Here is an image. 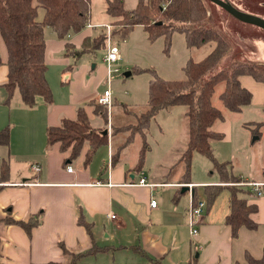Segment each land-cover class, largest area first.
<instances>
[{"label":"crops","instance_id":"1","mask_svg":"<svg viewBox=\"0 0 264 264\" xmlns=\"http://www.w3.org/2000/svg\"><path fill=\"white\" fill-rule=\"evenodd\" d=\"M38 18L41 19L39 13ZM89 23L93 27L72 32L69 39L59 38L51 28H45V77L53 100L51 103L38 100L33 106L22 102L18 90L13 92L11 102H6L7 49L0 34V131L7 128L9 132L8 144L0 145V263L69 264L71 255L77 256L73 264H249L248 256L261 259L264 255V192L257 195L250 188L239 189L237 196L256 207L249 215L256 228L241 226L233 238L225 223L231 212L230 194L226 199H218L224 187L212 200L207 197L208 191L229 183L221 178L217 182H185L183 168L178 178H160L150 166L153 142L161 141L164 136V127L159 125L177 113L185 119L183 106L161 110L143 132L134 134L117 160L112 161V153L126 141L130 134L127 128L138 123L137 115L145 110L147 101L139 111L126 104L135 110L130 114L120 106L119 110L115 101L114 110H110L106 120L95 114L94 104H98L101 94L98 85L103 73L101 76L86 74L87 67L82 64L77 69L74 66L72 74L68 75L72 60L77 61L82 55L74 59L66 54L65 47L69 43L78 49L84 37L98 35L99 30L92 29L102 26L101 23L109 24L99 20ZM51 68L66 79L61 82L62 91L52 86L48 76ZM248 76L239 77L241 86L247 90L250 85L257 87V82L263 83ZM219 88L221 102L219 95L224 82H220ZM261 91L264 94L262 87ZM80 107H84L91 125L99 131L111 126L115 115L124 117L121 124L114 122L119 124L118 131L114 133L112 129L107 133L108 143L95 150L87 167L82 165L87 146L78 158L65 164L67 154L61 152L58 145L46 142L47 127L59 125L63 118H76ZM214 107L221 110L224 118L214 126L223 138L212 143L213 155L218 162L229 161L227 171L233 174L226 147L235 140L233 112L217 103ZM129 118H133L134 123ZM136 139L138 145L130 155L129 148ZM185 147L186 144L174 153L179 160ZM100 148H106L105 156L101 158L100 167L92 169V161ZM143 148L146 151L140 159ZM33 162L40 163L39 172L31 169ZM67 167L72 170L68 172ZM260 173L261 177L253 179H247L242 173L233 175L246 181L264 182V167L260 168ZM140 177L154 186L137 185ZM181 183H189L192 187L182 191ZM197 188L203 189L207 203L198 234L192 236L188 209L193 198L194 201L202 199L196 194ZM155 194L158 201L152 208L150 201L155 200ZM110 215L115 216L111 218ZM29 218L37 221L29 233L18 224L6 221L27 222ZM62 247L70 254L63 253Z\"/></svg>","mask_w":264,"mask_h":264},{"label":"trees","instance_id":"2","mask_svg":"<svg viewBox=\"0 0 264 264\" xmlns=\"http://www.w3.org/2000/svg\"><path fill=\"white\" fill-rule=\"evenodd\" d=\"M89 6L90 0H0V34L7 49L8 78L4 84L6 102H9L15 90H18L22 102L27 106L35 105L38 100L52 102L51 88L45 77L44 30L46 27L51 28L59 38H65L69 32L81 31L91 21ZM39 9L43 10L41 19L38 18ZM104 13L112 25L121 27V39H125L134 27L141 26L152 39L165 36L169 41L172 33H182L188 48L215 43L203 59L187 62L183 69V79L166 80L152 73L145 110L137 115L138 123L127 128L130 134L123 145L114 150L112 161L117 160L121 149L131 142L134 134L143 132L161 110L183 106L188 122L187 143L180 157L184 165V176H190L192 156L197 152L212 161L223 182H231L228 179L239 180L238 176L227 171L229 161L218 162L213 155L212 143L223 138V134L217 132L214 126L224 117L221 110L212 105L211 98L216 85L224 82V89L219 95L222 104L233 113L241 112L251 104L252 94L241 86L239 77L247 74L264 83V64L233 63L212 72L228 52L229 43L223 34L204 23L205 7L202 0H138L132 10L125 9L124 0H104ZM104 43L105 37L101 35L86 36L78 49L66 43V54L78 59L85 53L94 54L104 49ZM120 107L128 114L135 111L125 103H121ZM94 112L106 120V111L102 112L97 104H94ZM253 125V135L261 138L259 130L264 127V120ZM117 131L113 127V132ZM8 138V129L1 130L0 145H7ZM46 142L48 145L59 143V150L67 154L65 164L78 158L87 146L82 162L87 167L95 150L106 145L108 138L103 131L92 127L84 107H80L76 118H63L59 125L47 127ZM145 151V148L140 151V159ZM184 180L189 182L190 179ZM224 187L230 191L231 212L226 216L225 223L231 229V236L235 238L241 226L255 229L256 224L249 217L256 210L255 205L247 204L245 199L239 198L238 190L232 185H219L217 190L208 191V199L212 200ZM6 221L18 224L28 233L37 225V221L32 218L27 222L13 219ZM63 253L70 254L64 248ZM71 257L74 260L69 264H73L77 258L73 255ZM247 258L249 264H264V255L259 260L250 256Z\"/></svg>","mask_w":264,"mask_h":264},{"label":"rangeland","instance_id":"3","mask_svg":"<svg viewBox=\"0 0 264 264\" xmlns=\"http://www.w3.org/2000/svg\"><path fill=\"white\" fill-rule=\"evenodd\" d=\"M230 1L239 10L264 19V0ZM202 2L205 7L204 23L220 32V34H223L229 43L228 52L222 57L212 72L228 67L233 63L264 64V29L236 19L209 0H202ZM137 3L138 0H124V7L127 10H132L136 7ZM89 12L91 21H110L104 13V0H90ZM40 15L42 18V9H39ZM100 25L102 26L95 27L92 30L94 32L99 30L98 36L105 37L106 31H108L107 25H109L112 44L118 47L120 54L119 61L111 65L113 72L108 79L113 102L115 101L118 107L120 106L119 104L125 103L134 107L136 111H139L140 107L145 106L146 101H148L149 81L152 78L153 72L166 80L183 79L185 77L183 69L187 62L189 60L199 61L203 59L215 45L214 42H209L201 47L188 48L184 34L179 32L172 33L169 41L165 36L152 39L140 26L134 27L125 39H121V27L119 25H112L110 22L109 24L101 23ZM47 32L48 30H46ZM71 35H73L72 32L68 33L66 39H69ZM105 48L104 46V49L94 54H83L77 61L74 60L75 62L72 60V69L69 70L68 75H71L73 70L79 68L82 64L87 67L86 74L101 76L103 73V77L98 85V91L102 93L107 88L108 78L106 75V64L103 62ZM115 69L117 71H114ZM125 73H129V75L126 77ZM48 76L51 78L54 89L61 90V82H66L65 77H62L53 68L48 71ZM205 77L207 78L208 75ZM256 84L259 86L254 87L250 85L248 89L254 98V103L243 108L241 112L231 113L233 114L235 140L231 145H226L228 152H230L228 160L232 162L231 169L233 174L242 173L247 179L261 177L260 168L264 167V127L259 130L262 133L261 138L257 136V139H255L256 136L253 135L252 131L254 128L253 123L264 120V94L261 91V87L264 89V83L257 82ZM219 87L220 82L216 85L213 92L212 103L214 106L217 103L223 108L224 106L218 99ZM97 106L102 112L106 111L107 115L110 110H114V103H112L110 108L99 104ZM122 119L124 117L115 115L112 125L108 126L106 130L110 133L113 127L119 125L117 124L118 122L121 124ZM129 120L133 121V118H129ZM159 126L164 127V136L161 141L154 140L152 157L149 164L155 171V175L160 178H178L180 171L182 168L184 169V165L174 156V153L186 144L187 118L183 119L177 113ZM243 135L245 138H248L247 143H245ZM58 144L56 142L54 145ZM136 145H138L137 139L131 144L128 154L131 155ZM105 153L106 148H100L96 152L91 165L92 169L100 167L101 158L105 156ZM192 157L190 176H184L183 174V179H190L191 181L207 180L210 182L220 180L219 175L214 170L212 161L208 157L199 153L193 154ZM71 165L74 167V163ZM228 181L231 182L226 183H229L228 185H232L238 191L239 189L245 190L249 188L246 185L238 184L249 182L241 178L236 181L228 179ZM188 184L181 183V188L183 186L188 187ZM161 189H158L157 192H160ZM196 194L199 198H202L200 200L207 203V198L202 195L203 189L197 188ZM229 194V190L225 188L218 199H223V197L226 199ZM155 196L157 202L158 196L156 194ZM191 202H194V198ZM72 260L74 259L71 257L70 261Z\"/></svg>","mask_w":264,"mask_h":264},{"label":"built area","instance_id":"4","mask_svg":"<svg viewBox=\"0 0 264 264\" xmlns=\"http://www.w3.org/2000/svg\"><path fill=\"white\" fill-rule=\"evenodd\" d=\"M86 27H93L90 23H88L86 25ZM108 31H106L105 33V50L106 53L103 57V62L106 64V71H107V88H105L103 90V92L98 96L97 98V103L106 107H111L112 103H113V98H112V93L111 90L109 88V77L111 76L113 70L111 68V65L116 63L117 61H119L120 56H119V51H118V47L114 44H112L111 41V32H110V26L107 25ZM114 71H117V69H115ZM107 133L108 130H107ZM31 169L34 172H39L41 170V165L38 162H33L30 165ZM72 169L71 167H67V171L70 172ZM137 185H141V186H154V184L149 183L144 177H140L138 179V181L136 182ZM238 184H242V185H246L248 186L252 192H255L257 195H261L264 190V182H247V183H238ZM188 187L191 188V184H188ZM157 205L156 200L152 199L150 201V206L152 208H155ZM205 202L203 200L197 199L194 202H191L189 209H188V225L190 228V234L192 236H196L198 234V227L200 224V220L202 217V214L204 212L205 209ZM115 215H110L111 218H113Z\"/></svg>","mask_w":264,"mask_h":264},{"label":"water","instance_id":"5","mask_svg":"<svg viewBox=\"0 0 264 264\" xmlns=\"http://www.w3.org/2000/svg\"><path fill=\"white\" fill-rule=\"evenodd\" d=\"M209 1L218 5L222 9H224L227 13H229L230 15L235 17L236 19H238L244 23L252 24V25H255V26H258V27L264 29V19L263 18L245 13V12L237 9L233 5H231L229 2H226L224 0H209ZM128 75H129V73H125V76H128ZM103 133L107 134V130L103 131ZM255 139H257V136ZM186 189H188L187 186L182 187V191H184Z\"/></svg>","mask_w":264,"mask_h":264},{"label":"flooded vegetation","instance_id":"6","mask_svg":"<svg viewBox=\"0 0 264 264\" xmlns=\"http://www.w3.org/2000/svg\"><path fill=\"white\" fill-rule=\"evenodd\" d=\"M224 1L229 2L231 5H233L234 7L237 8V6H235L234 4H232L230 0H224ZM237 9H239V8H237Z\"/></svg>","mask_w":264,"mask_h":264}]
</instances>
